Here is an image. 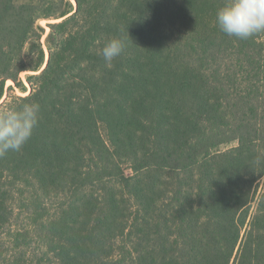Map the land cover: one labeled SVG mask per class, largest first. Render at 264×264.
Returning a JSON list of instances; mask_svg holds the SVG:
<instances>
[{
  "label": "trees",
  "instance_id": "trees-1",
  "mask_svg": "<svg viewBox=\"0 0 264 264\" xmlns=\"http://www.w3.org/2000/svg\"><path fill=\"white\" fill-rule=\"evenodd\" d=\"M76 1L17 99L41 112L23 149L0 157V236L13 204L50 197L62 211L38 221L44 264H264V194L248 223L264 176V32H221L224 0ZM34 20L0 0V101ZM111 37L125 47L107 63ZM36 48L22 70H42ZM0 264L23 262L0 251Z\"/></svg>",
  "mask_w": 264,
  "mask_h": 264
},
{
  "label": "rangeland",
  "instance_id": "rangeland-1",
  "mask_svg": "<svg viewBox=\"0 0 264 264\" xmlns=\"http://www.w3.org/2000/svg\"><path fill=\"white\" fill-rule=\"evenodd\" d=\"M16 6H27L32 15L35 16L30 33L27 37L22 52L15 57L18 60L15 65L19 73L14 76L15 81L7 80L5 84L4 96L0 101V107L17 101L19 98H26L33 94L34 85L31 82L35 81V77L38 76L45 68L49 61L50 53L53 50V39L52 28L53 26L63 23L66 20L72 18L77 10L78 3L76 0H14ZM69 12L65 17H58L62 13ZM76 29L75 26H68L61 30L64 33H71ZM61 36H66L63 33L57 32ZM41 45L46 61L41 71L31 72L22 69H30L37 58V46ZM16 63V62H15ZM35 84V82H34ZM100 132L106 139V130L104 127L101 128ZM237 146V143H232L228 147H223V150L231 149ZM131 164L126 163L122 165V170L126 175H131L133 171L131 170ZM85 181V179H84ZM256 188V195L251 199L250 204V217L248 220L257 214L259 211V202L264 194V176L254 185ZM47 203L41 205V203L32 204V201H27L25 203V208L19 210L17 207L23 206L24 203L19 201L16 202V206L12 205V215H10V220L8 225L5 227V234L0 236V251L9 258H14L20 256L23 264H44L41 262L42 258L46 253L44 241H40L41 228L39 222L41 221V216L45 215V222L50 216H57L61 214L60 206L58 200L55 198H47ZM40 208V219L36 215V207ZM30 210V211H29ZM42 214V215H41ZM38 222V223H36ZM21 232V242L24 246L21 249L15 248L13 242V237H10L12 231ZM15 237V236H14Z\"/></svg>",
  "mask_w": 264,
  "mask_h": 264
},
{
  "label": "clouds",
  "instance_id": "clouds-1",
  "mask_svg": "<svg viewBox=\"0 0 264 264\" xmlns=\"http://www.w3.org/2000/svg\"><path fill=\"white\" fill-rule=\"evenodd\" d=\"M216 24L221 32L240 40L262 33L264 0H224L216 12ZM124 47L122 38L111 37L100 54L105 62L111 63L122 54ZM40 112L37 101H13L0 107V157L23 149L38 124Z\"/></svg>",
  "mask_w": 264,
  "mask_h": 264
}]
</instances>
